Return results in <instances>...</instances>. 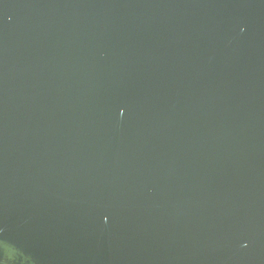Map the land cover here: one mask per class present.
<instances>
[{
	"label": "water",
	"instance_id": "1",
	"mask_svg": "<svg viewBox=\"0 0 264 264\" xmlns=\"http://www.w3.org/2000/svg\"><path fill=\"white\" fill-rule=\"evenodd\" d=\"M0 264H264V0H0Z\"/></svg>",
	"mask_w": 264,
	"mask_h": 264
}]
</instances>
